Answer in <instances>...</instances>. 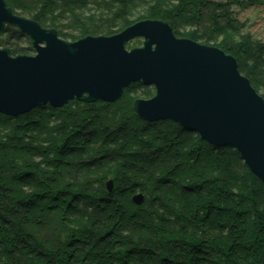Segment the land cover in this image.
Returning a JSON list of instances; mask_svg holds the SVG:
<instances>
[{
  "label": "trees",
  "instance_id": "16d2710c",
  "mask_svg": "<svg viewBox=\"0 0 264 264\" xmlns=\"http://www.w3.org/2000/svg\"><path fill=\"white\" fill-rule=\"evenodd\" d=\"M4 1L65 41L167 22L177 37L232 55L264 98V41L237 18L264 0ZM10 41L0 34V47ZM139 90L153 92L134 84L112 104L0 115V264H264L263 185L236 151L139 120Z\"/></svg>",
  "mask_w": 264,
  "mask_h": 264
},
{
  "label": "water",
  "instance_id": "95a60500",
  "mask_svg": "<svg viewBox=\"0 0 264 264\" xmlns=\"http://www.w3.org/2000/svg\"><path fill=\"white\" fill-rule=\"evenodd\" d=\"M12 25L33 55L0 48V115L11 119L69 102L112 104L135 83L154 94L134 99L138 119L171 121L215 148L236 151L264 187V98L233 56L172 33L167 22L142 20L117 34L63 40L55 29L15 16L0 0V31ZM134 39L141 47L127 50ZM112 191V182L106 183ZM142 205L141 194L131 198Z\"/></svg>",
  "mask_w": 264,
  "mask_h": 264
},
{
  "label": "rangeland",
  "instance_id": "374dc122",
  "mask_svg": "<svg viewBox=\"0 0 264 264\" xmlns=\"http://www.w3.org/2000/svg\"><path fill=\"white\" fill-rule=\"evenodd\" d=\"M7 7V6H6ZM8 8H10V7H8ZM12 10V9H11ZM12 13H14L13 11H12ZM238 19H241V20H246L247 19V29L246 30H248V32L253 36V38H255V39H257V40H261L262 42L264 41V6H262V7H260V6H255V5H251V6H247V7H245V9L244 10H242V11H240V14L238 15V17H237ZM136 22H138V21H136ZM123 30V29H122ZM121 31V30H120ZM119 33V32H118ZM117 34V33H116ZM187 38V37H186ZM26 41V40H25ZM24 40L21 42V43H19L18 45L22 48V47H26L28 44H26V42H25ZM142 42H143V39H134V40H132L130 43H128L127 45H126V49L127 50H130V49H132V47H141L142 45ZM2 48H5V49H7V47H5V46H2ZM8 50V49H7ZM237 66H238V64H237ZM239 71V70H238ZM240 73V72H239ZM245 76V75H244ZM246 77V76H245ZM247 78V77H246ZM135 84H137V83H135ZM139 85V84H138ZM132 86V85H131ZM141 86V85H140ZM130 87V86H129ZM128 87V88H129ZM142 87V86H141ZM142 88H144V87H142ZM145 88H148V89H151V88H149V87H145ZM144 88V89H145ZM127 89V88H126ZM151 90H153V89H151ZM142 91L143 90H139L138 91V93L136 94V96H140V98H135V99H140V100H147V99H149V98H151L152 96H153V94H154V90H153V92H152V95H150L149 97H143L142 95H141V93H142ZM124 92H125V89H124ZM123 92V93H124ZM122 97H123V95H122ZM121 97V98H122ZM120 98V99H121ZM119 99V100H120ZM134 101V100H133ZM106 104H108V103H106ZM133 105V104H132ZM132 110H133V108H132ZM134 112V111H133ZM135 113V112H134ZM136 114V113H135ZM138 118V117H137ZM140 120V119H139ZM145 123V122H144ZM148 123V122H147ZM155 124V123H154ZM186 132H188V131H186ZM189 133V132H188ZM191 134V133H190ZM224 148H227V147H224ZM223 148V149H224ZM220 149H222V148H220ZM229 149H231V148H229ZM234 151V150H233ZM142 195V194H141ZM142 198H143V196H142Z\"/></svg>",
  "mask_w": 264,
  "mask_h": 264
},
{
  "label": "flooded vegetation",
  "instance_id": "af4514ba",
  "mask_svg": "<svg viewBox=\"0 0 264 264\" xmlns=\"http://www.w3.org/2000/svg\"><path fill=\"white\" fill-rule=\"evenodd\" d=\"M14 14V13H13ZM15 16H17L16 14H14ZM19 17V16H18ZM10 27H12V28H14L12 25H10V26H8V25H6V26H4V28L2 29V31H0V32H2V33H0L1 34V37H3L4 39H6V38H10V42L7 44V46H5V47H7V49H8V51H9V47H11L12 45H14V44H19V43H21L23 40L25 41V42H28V44H29V48H30V50H31V46H30V41L29 40H27V38L26 37H24L22 34L20 35L19 34V36L17 37V40L18 41H16L14 38V36L13 37H10V35H9V33H10ZM15 29V28H14ZM17 30V29H16ZM9 35V36H8ZM0 48H2V47H0ZM32 51V53H21V54H12L11 53V51H10V55L11 56H17V55H22V54H25V55H27V56H31V55H33V50H31Z\"/></svg>",
  "mask_w": 264,
  "mask_h": 264
}]
</instances>
